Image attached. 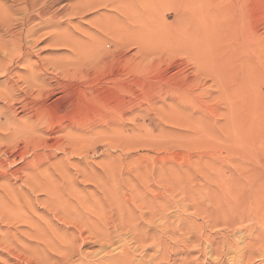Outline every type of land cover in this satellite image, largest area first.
<instances>
[{
    "label": "bare ground",
    "instance_id": "obj_1",
    "mask_svg": "<svg viewBox=\"0 0 264 264\" xmlns=\"http://www.w3.org/2000/svg\"><path fill=\"white\" fill-rule=\"evenodd\" d=\"M59 1L60 0H0V73H4L5 76L10 72L12 73L15 65L20 63V61L25 60L26 57L30 55L29 53H32V50L30 51L33 41L32 38H34L35 34L39 30L38 26L42 23L45 16H48V22L53 27L59 22L58 20L60 15L57 10ZM226 1L227 0L222 1L223 5H225L224 3ZM226 4H228V2H226ZM84 5L87 7V12L98 8L100 9L101 7H109L113 9L112 12L108 10L110 13L105 11L108 13L105 14L110 17L111 22H107L108 24L104 25L113 39V46L116 47V52L114 50V53L108 52L110 55L112 54V59H115L116 57L121 58L125 55L121 58V60L120 58L116 59L121 61V63L123 60L126 63L128 62L129 66L131 65L133 69L136 68L142 72L148 71V65L151 62L153 63L156 61V58L155 61H149V57H151L154 53L160 52L162 57H159V55L157 56L160 60L157 63L158 66L163 64L167 66V69H171L172 67H176L178 69L177 79L174 81L172 80L173 83H169L163 77L165 79V85L161 87L158 86L156 91L150 94V97L147 98V102L150 105L149 107L160 101V104L162 105L159 107V110H157L164 116L163 120L172 122L175 125L186 127L190 130L191 128L194 129L195 126L199 128L198 125L202 127V129L199 128L200 130H205L203 127L204 121L194 114L206 112L208 113L207 117L210 118L213 116L214 108L216 106L210 109L206 102H204V98L212 96L216 89L214 88L212 91L210 88L207 90L202 89L201 86L204 84L202 76L208 77V79L212 80L214 85L220 88V85L224 84V79L231 76L233 72L230 71L227 65L228 63L230 64V59H228L230 62H225L224 60L221 61L222 59L219 61L216 56L217 52L220 50L218 46H221V43H218L221 42L219 41L221 40L220 37L217 41V37L219 36V25L217 24L218 19L221 17L223 18L221 20L228 18L226 17V14H228L229 18L231 17L229 9L226 8L227 6H222L223 10L219 9L220 4L218 0H86L84 1ZM84 5L82 4L81 7ZM81 9L78 11L76 10V12L79 13ZM83 9L79 14L85 12ZM170 17L172 18L171 22L168 21ZM233 23L236 24V22L230 18L229 28H231ZM103 29H101V31H103ZM99 30L97 31L99 32ZM220 31L223 30L220 29ZM225 31L227 32L228 30ZM105 35L106 34H104V37L107 38ZM221 35L222 34L220 33V36ZM228 35L229 34H227V37ZM233 35H235V33ZM229 36L231 37L232 35ZM55 38L58 40L59 37L56 36ZM72 38L67 35H62L60 38L62 40L61 44H65L66 46L73 48L75 51H81L83 46ZM98 38H96V41ZM51 39H54V37L52 38L51 36ZM92 40L95 41L94 38ZM99 40L102 41L103 38L102 40ZM226 41L225 45H227ZM236 42L240 44L241 47H244L245 54L247 56L250 55L248 53V51H250V47L255 46V43L253 46H250L246 38L243 40L238 39ZM262 42H264L263 39ZM262 42L260 41V43ZM91 43L94 44L95 42H90V45L96 48V46ZM97 43L98 44L96 45L98 46L99 42L97 41ZM217 44L219 45L217 46ZM102 46L104 45L102 44ZM262 47H264V45ZM98 48L100 49V47ZM102 48L107 50L104 47ZM130 48L136 50L134 53L129 52L131 57L127 56ZM110 51H112V49ZM93 52L95 51L91 52L92 55ZM97 52V55L101 56L99 63L106 62L108 54L106 53L102 55L99 51ZM177 54H184L183 57H185V55L189 56L188 60L193 63L195 70L187 72V69L185 70V65L189 63V61L186 60V58L178 57ZM94 55L96 56V54ZM132 55H138L139 59L137 60L138 56L137 58H132ZM246 55L245 58H249V56L246 57ZM95 56H92L91 59ZM98 56L96 57L98 58ZM86 60L84 59L83 61ZM247 61H243V63H241L242 66L239 70L245 77L248 74L252 75L249 73L252 65L247 63ZM252 61L254 62L253 59ZM82 64L80 65L82 66ZM232 64H234V62ZM232 64H230V66H232ZM70 65L72 66V63ZM74 65H76V63ZM256 65L253 64V69L256 67L259 70L257 67L258 65ZM263 65L264 64H262V66ZM41 66L43 67V65ZM67 66H69V64ZM262 66L260 65V67ZM30 67L29 76L28 78L25 77L24 81L26 83V88L24 87L21 89V87H17L21 89L20 91L17 89L19 93H9L8 91L9 95L4 93L5 96H3L2 92V95L0 94L1 98L3 96L7 99L3 98L7 103H4V106L2 107L0 106V180H3L2 183H5V185L11 184L12 186L20 182L19 186L22 189L21 190L16 185L19 188L20 193H16V189H12L10 191H7L8 189H4L3 194H0V225H2V227H6V230H4V232L0 235L2 239L0 240L2 243L0 245H6L4 248H8L7 250L13 255V257L18 259L19 264H22V262L25 264H161L162 262L170 263L172 259L173 263L180 261L179 264H257V262H259L258 264H264V90L262 96H260L261 99H258L259 96L250 97V106L253 103L254 105L251 106L250 115L248 114V117H245L247 119L245 120V118H242L245 120L243 123L244 130L246 131L245 142L242 144L244 145L246 153L244 154L248 159L245 174L246 181L243 180L244 182H240V179L238 181L234 180L231 183H227L228 186L225 185V190L222 187L223 184H218L219 188L213 189L214 186L201 185L202 187H200L197 183L190 182L192 181L191 179L188 180L189 182H185L177 175L176 176L179 178L178 180H170L166 172H163L162 170V179L164 181L159 182L156 186H154V184H149L145 186V188H141L142 192L139 187H143V184H139V181L136 183V178L134 179L135 183H133V180H131L132 175L130 176V179L127 178L126 181H128V179L131 180V186L129 184L127 185L132 188L133 193L131 192L132 194H130V197L125 198V194L123 195L122 193L123 190H121L120 186H118V165L116 163V159L114 158L110 163H102L100 171L97 169L94 170V168L91 171L86 165L88 161L86 162V167L80 174L85 181L87 178L95 179V191L93 192L100 196L96 197L95 194L92 193V197H87V195L79 196L77 194V196L68 194L70 191L67 192L65 183L61 181L58 176L60 175L62 179H65L66 174H69L68 164H74L71 157L73 153L81 155L86 153V142L90 139L88 138L87 141L83 138L89 131L94 132V128L97 126H93V129L89 127L91 124L86 126V117H79L75 123H67L68 125L66 126L63 125L65 123L54 118L57 110L64 111L68 105H72V101L61 105L58 103L59 99L56 100L57 104L45 103L42 96L45 94L50 95V92L54 91V88H44V84L42 83L43 81L41 82L39 80L42 77H38V71L35 69L36 67ZM238 67L240 66L238 65ZM64 69L65 65L63 70ZM167 69H165V72ZM64 71V73L62 72V74H60L63 75L62 78L67 77L69 81L73 80V82L77 81V76H82L84 73H80L82 70L79 72H70L72 69H70V71ZM254 72H256V70ZM140 73L138 72V74ZM117 76H119V74H114L107 82L113 84L112 89L115 91V94H118L117 98L120 100L121 96H119V91L128 90L127 86L129 83L127 82V85V83L124 82L125 80L123 81ZM260 76H262L259 78L261 80L258 81L263 84L264 88V70ZM54 77L50 76V79L55 80ZM60 78L61 77L56 79L58 86L65 88L67 84L60 82ZM157 78H160V76ZM236 81L238 80H235L234 82L236 83ZM206 82H208V80ZM11 84L12 83L7 85L11 88L15 87ZM237 85L239 86V84ZM223 89L224 88H222V90L219 89V91H221V93H219V97L224 100L223 103L228 104L229 102L232 110L228 109L227 113H231L230 115H233L235 109V99L237 98L236 101H238L239 104V102H241L240 95L242 92L237 94L236 91H239V89L231 90L230 88H225L224 91ZM35 91H37V93H35L36 95H34ZM73 91L74 90L71 89L70 92ZM257 91L259 92L258 89ZM245 92L242 94V98ZM235 93L237 94L236 98ZM248 93H250V91ZM249 95H244V97ZM19 99H22L20 101L23 103L25 110H29V115L26 119H19L16 116L17 114H13L16 113L13 111V102L15 101L16 103ZM99 100H101V97L97 94V101ZM246 101L247 100L244 98L243 104ZM215 102L217 103V101ZM129 107L132 106L130 105ZM145 108L147 107H144V109ZM132 109L133 108H131V110ZM114 110L115 112H113L110 117V120L113 123L108 121L113 125L114 123H117L116 120L118 118L121 116L123 117L124 114L131 111L126 108L125 113H123V109L121 108L120 110ZM152 110H155V108L153 107ZM235 112L238 113L239 110L236 111L235 109ZM156 114L157 111L155 115ZM241 115L243 116L242 113ZM2 118L5 120V122H3L5 124H1ZM237 118L238 117H236L234 121H236ZM98 119H100V117ZM195 119H197L198 122ZM244 120H240V122ZM93 122L90 123L94 125ZM84 126H86L87 129H82ZM112 129V131H114V128ZM59 131L65 132L66 138H62L63 136L55 138V133ZM76 131H80V134H73ZM209 133L211 132L209 131ZM237 133L238 132H236V134ZM210 135L212 137V134ZM228 135L230 136L231 134ZM201 138L203 139V137ZM99 141L100 140L98 139L97 142ZM150 142L153 143L152 145L160 144V142L154 140H151ZM116 143L117 142L115 141L113 142L115 147ZM57 149L63 150V152H68L70 156H68L66 160H72L73 162L65 163L61 160L60 163H57L55 161L57 158ZM17 158L20 160L18 163L20 165L15 164ZM139 158L140 157H138V159ZM161 160H163V158ZM166 161H168L167 158ZM162 165L163 163H161V166ZM214 169L215 168L213 167V170ZM151 172L155 175L154 170H150V173ZM76 173L79 174V172ZM137 173H139V171ZM141 174H143L142 171ZM128 175H130V173H128ZM154 175L152 177H154ZM136 176L139 178L138 180L141 181L142 176ZM147 178L145 179L147 180ZM159 179L156 178V180ZM146 183L148 184V182ZM153 186L154 188H152ZM206 188L209 189V192L211 191L210 196L207 198L199 197V199L196 195L204 191ZM153 189H156V191H153ZM40 194H44L46 196L41 203L44 210H41L40 212L43 214L40 212L38 213V209L40 207L36 208L35 205H33L34 201L26 200L29 196H32L34 200H40L38 199ZM79 194L81 193L79 192ZM22 197H24L25 200H22ZM190 209L193 210V212H191L193 214L192 216H189L191 213L188 215V210ZM60 220L61 224L63 223L62 221H64L72 226H63L64 228L62 229V226H60L58 222ZM57 225L59 226L57 227ZM22 226H26V228H28L26 231V235H28V237L26 239H22L18 235L19 232L22 233L21 230L23 229L19 230ZM219 226H225L224 230H230L232 233L231 236L228 231L224 233H220L221 231H218L215 234L212 230H218ZM13 229H15V232H13ZM126 233L130 234L129 240L132 242L131 244L126 242L128 241L124 236ZM212 233L217 235V237H214L213 239ZM236 234L238 236L237 238L242 240L241 242H235ZM232 237H235L234 240ZM216 242L218 244L217 246H215ZM204 243H206V245H204ZM225 245L231 248L235 247V250L231 257L224 259L221 248H225ZM86 246H97L98 248L90 252H85L83 247ZM140 249L141 256L140 259L136 260V262V251ZM16 250L20 254L15 255ZM150 251H153V253H148ZM4 252L7 253L6 251ZM214 255H218L219 257L212 259Z\"/></svg>",
    "mask_w": 264,
    "mask_h": 264
},
{
    "label": "rangeland",
    "instance_id": "obj_2",
    "mask_svg": "<svg viewBox=\"0 0 264 264\" xmlns=\"http://www.w3.org/2000/svg\"><path fill=\"white\" fill-rule=\"evenodd\" d=\"M84 1H86V0H82V1L81 0H60L59 4L57 5L58 6L57 7L58 14L60 15L59 20H58L59 22L56 23V25L53 27L48 22L49 21V19L47 18L48 16H45L43 18L42 23L38 26L39 30L35 34L34 38H32L33 41H32L31 48H30V51L32 50L31 51L32 53H29L30 55H28L25 60H22V61H20V63L15 65V67L12 70L13 74L10 72L9 74H6V76H5L4 73H0V94L2 95V93H3V96H5L4 93H7V95H9L8 91H9V93H15V92L19 93V91L22 88H24V87L26 88V83L24 81H25V77L28 78V76H29V73H30L29 69H31L30 66L36 67L39 65L35 69H36V71H38L37 72L38 77L39 76L42 77L39 80L41 82L43 81L42 83L44 84L43 85L44 88H46V89L47 88L48 89L54 88V91L50 92V95L45 94L42 96V99L45 100L44 102L48 103V104H51V103L57 104L56 100L59 99L58 103H60V105H61L63 103L67 104L68 102L72 101V105H68L64 111L57 110V113H56V115H54V118H56L57 120L59 119V121L65 123L63 125L66 126L70 123H73V122L75 123V121H77L79 117H86L85 118L87 121L86 126L91 124V125H89V127H91L92 129L94 128L93 126H95V127L97 126L96 128H94L95 129L94 132L89 131L85 135V137L83 138V139H86L87 141H88V138L90 139L88 142H86V147H85L86 153H84L83 155L78 154V153H73L74 155L73 154L71 155L74 162L72 160H66L67 157L70 156L68 152H63V150H58V149H57L58 151L56 150L57 151V158L55 159V161L57 163H60L61 160H63L65 163H69V162L74 163V164H68L69 174L68 173L66 174L65 179H62L60 177V175L58 176V178L61 179V181H63L65 183L66 188H67V192L68 191L71 192V193L68 192V194H71V195H77L78 194L79 196L87 195V197H92V195L95 194L93 192V191H95L94 190L95 179L87 178L85 181L80 174V173H82L83 169L86 167L85 166L86 162L88 161V163L86 165H87V168H90L91 171L93 168H94V170L97 169L98 171H100L102 163H106V162L110 163L113 161L114 158L116 159V163L118 165V169H117L118 186H120L121 190H123L122 193H123V195L125 194L124 195L125 198L130 197V194L133 193L132 188L130 187L132 184L131 180H133V183H135V182L138 183V181H139V184H141V185L143 184V187H141V186L139 187L141 192H142V189L145 188V186H147L149 184H154V186H156V185H158L159 182L164 181L162 179L163 178L162 172H161L162 170H163V172H166V174L170 180H175V179L178 180L179 178H181L186 182L189 179H191L192 181H190V182L197 183L198 185H200V187H202L201 185L214 186L213 189H218L219 188L218 184H223L222 187L225 190V187H226L225 185H227V183H231L234 180L238 181L239 179H240L239 180L240 182L246 181V175L245 174H246V167H247L246 164L248 163V159L245 155L246 153H245V149H244V145H243L245 142V132H246L244 130V123L243 122H245V120L247 119L245 117H248V114L250 115L251 106L254 105V103L252 102L253 104L250 106V104H251L249 102L250 97H252V96L253 97L259 96L260 97V96H262V93L264 90L263 84L259 82L261 80L259 78L262 77V76H260V74L262 75V72L264 70V65L262 66V64H264V51H263L264 47H262L264 45V42H262V39L264 41V0H227L226 2H228V4H226V2L224 3L227 6L226 8L229 9V12L231 14L230 18L233 19L236 22V24L233 23L231 25V28H229L230 27L229 26L230 18L228 16V14H226L227 15L226 17H228V18H226L227 20L226 19H224L225 21L221 20V19H223L222 17L220 19H218L217 24L219 26L218 25L217 26L219 28L218 29L219 36L217 37V41H218V38L220 37L221 40H219V41H221V42H218V43H221V46L219 44H217V46L219 45L218 47L220 49L219 50L217 47V49L219 50L217 52V54L219 55L222 52L223 53L221 55H219V58H218L217 54H216V56H217V60H219V61L221 59H222L221 61L224 60L225 62L231 61L230 64H232L234 62V64H232V66H230L229 63L227 64L230 71L231 72L233 71V72H232L231 76L226 77L224 79V84L220 85V88H218L216 85H214L211 79H208V77L202 76L203 83H204L201 86L202 89L207 90L208 88H210L211 91L214 88L216 89V91L213 93L212 96H209V97L207 96V98H204L205 99L204 102H206V104L209 106L210 109L214 108L216 106L215 107L216 109L214 108L213 116L210 118L207 117L208 113H206V112L194 114V115H197L198 118H201V120L204 121L203 127L205 130H200L199 128L202 129V127H200L199 125H198L199 128H197V126H195L194 129L191 128V130H190V129H187L186 127L175 125L172 122H167L166 120H163L164 116L160 114L161 113L160 111H158L159 107H161V105H162V104H160V101L155 103L151 107H149L150 105L147 102V98L150 97V94H152V92L156 91L158 86H160V87L164 86L165 85V83H164L165 79L169 83H173V81L175 79H177L178 69L176 67H172L171 69H167V66H165L163 64L158 66L157 63L160 60H159V58H157V56L159 55V57L160 56L162 57V54L160 52H157V53H154L151 55V57L154 59L149 57V59H148L149 61H155V58H156V61L153 63L151 62L148 65L149 66L147 69L148 71H142V72L137 70L136 68L133 69L132 66L130 65L131 66L130 67L128 62L126 63L124 60L121 63V61L117 60L120 57L119 58L116 57L117 59L116 58L112 59L113 58V57H111L112 54L110 55V53H108V52L114 53L116 47L113 46L114 45V43L112 42L113 39L109 35L107 28H105L104 25L111 22L110 17L106 16V14L110 13L109 11L112 12L113 9H111L109 7H101L103 9L98 8L96 10H92L90 12H87V7L84 5ZM222 1H224V0H218V2L220 4L219 9L223 10L222 6L225 7V5H223ZM82 4L85 7L84 6L81 7ZM81 8L82 9L84 8L83 10H85V12H82L81 14H79L82 11ZM79 9H81V11H79V13L76 12V10L78 11ZM105 11L108 13H106ZM220 12H222V11H220ZM61 17H63V18H61ZM168 21L171 22L172 18L170 17L168 19ZM219 21L221 24L219 23ZM234 24H235V28H234ZM96 26H99V27H96ZM224 26H226V27H224ZM101 29H103V31H101ZM220 29L223 31H220ZM97 30H99V32ZM104 30L106 31V33ZM225 30H228V31L226 32ZM220 33L224 37L222 35L220 36ZM231 33H233V34L235 33V35H233ZM104 34H106L105 36H107V38L104 37ZM217 34H218V32H217ZM227 34L232 35V36L230 37L228 35V37H227ZM62 35L70 36V38L73 37L72 39L76 40V42H78L81 46H83V49L81 51H75L73 48L66 46L65 44H61L62 40L60 38ZM257 35H258V37H257ZM259 35H260V37H259ZM51 36H52V38L54 37V39H51ZM56 36L59 37L58 40H57V38H55ZM93 38L95 39V41L92 40ZM96 38H98L97 41L99 42L100 46L96 45V44H98L96 41ZM102 38H103V40H102ZM244 38H246V40L249 42L250 46L251 45L253 46V44L255 43L254 44L255 46H253V47L249 46L251 53H250V51L247 50L248 53L250 54V55H248L250 59L245 58L246 54H245L244 47H241L240 44H238L236 42L238 39L243 40ZM99 39H101L102 41H100ZM229 39H230V41H229ZM104 40H106V41H104ZM258 40H260L262 43H260V41H258ZM58 41H60V42H58ZM225 41H226L227 45H225ZM56 42H58V43H56ZM90 42H95L94 44L93 43H91V44L95 45L96 48H94L92 45H90ZM33 43H34V45H33ZM258 43H260V44H258ZM57 44H59V45H57ZM102 44L104 46H102ZM107 46H109L110 48ZM87 47H88V49H87ZM98 47H100V49ZM102 47L106 48L108 51L103 49ZM71 49L74 51V54H73V51ZM111 49H112V51H110ZM256 49H258V50H256ZM102 50H104V51H102ZM259 50H260V52H259ZM88 51H89V53H88ZM92 51H95L96 53L93 52V55H92V53H91ZM97 51H99V53H101L102 55L106 54V53L108 54L106 62L99 63L101 56L97 55V53H98ZM254 51H256V52H254ZM129 52L134 53V52H136V50L132 49V48H130L128 50L127 56L131 57L130 56L131 54ZM76 53H78V54H76ZM94 54H96V56H98V58ZM251 54H254V55H251ZM261 54H262V56H261ZM183 55L180 54V55H178V57H183ZM227 55H228V57H227ZM232 55H233V57H232ZM81 56L85 60L87 58V60L83 61L84 59ZM92 56H95V57H93V59H91ZM104 56H106V55H104ZM124 56H122V57H124ZM132 56H133L132 58H135V57L137 58L138 55L137 56L132 55ZM248 56L246 55V57H248ZM73 58L74 59L77 58L79 61L77 59L74 60ZM96 58H97V60H96ZM121 58H120V60H121ZM183 58H186V60H188L189 56L185 55V57H183ZM256 58L259 59L260 61L257 60ZM138 59H139V56H138L137 60ZM228 59H230V61H228ZM252 59L254 60V62L252 61ZM111 60H113V61H111ZM236 60H237V62H236ZM81 61L83 62V64ZM243 61H247V63L252 65L250 67V71H249V73L252 75L248 74L245 77L241 73V71H239L241 66H242L241 63H243ZM116 62L117 63L120 62V63L117 64ZM71 63H72V66H74V67H72L70 65ZM73 63L74 64L76 63V65H78V66L74 65ZM79 63L82 64L83 67ZM68 64H69V66H67ZM235 64L237 65V67ZM253 64L254 65L257 64L258 66L257 65L256 66L261 71H259L256 67H255L256 69L255 68L253 69ZM259 64L262 67H260ZM41 65H43V67ZM64 65H65L64 70L70 71V69H72V71H70V72H79L82 70L80 73H82V72H84V73L82 74V76L79 75L80 77L77 76L78 78L75 77L77 81L73 82V80H71L73 82L72 83L71 81H69L67 79V77L62 78L63 75H60V74H62V72L63 73L65 72L63 70ZM84 65H85V67H84ZM238 65L240 67H238ZM97 67H99V68H97ZM165 69H167L166 72H165ZM186 69H187V72H191V71L195 70V67H194L193 63L189 61V63H187L185 65V70ZM253 70L254 71L256 70V72H254ZM137 71L139 73L140 72L141 73L138 74ZM237 72H238V74H237ZM162 73H163V76H162ZM258 73H259V75H258ZM89 74H91V75H89ZM114 74H116V75L119 74V76H117V77H120L123 81L125 80L124 81L125 83H127V82L129 83V85L127 83L128 90L124 89L125 91H122V90L119 91L120 92L119 96H121L120 100L117 98L118 94H115V91L112 89L113 84L107 82L111 79V76H113ZM164 74H166V75H164ZM45 75H47V76H45ZM50 76L51 77L55 76L54 77L55 80H51ZM121 76H123V77H121ZM159 76H160V78H157ZM248 76H250V77H248ZM59 77H61L59 80L60 82L67 84L65 88L58 86V82L56 81V79ZM230 77L231 78L233 77V78L231 79ZM9 78H10V80H9ZM91 78H92V80H91ZM245 78H248L249 80L245 79ZM42 79H44L45 81ZM138 79H140V80H138ZM206 79L208 80V82H206L207 81ZM234 79L238 80L239 82L236 81V83H235ZM232 80H233L234 84L232 83ZM15 81L17 82V85H16ZM51 81H53V82H51ZM243 81H244V83H243ZM82 82L85 84H83ZM226 82H227V84H226ZM10 83H12L11 85L15 86L16 88L15 87H12V88L9 87L8 85ZM247 83H250L252 85L247 84ZM237 84H239V86ZM129 86H130V88H129ZM17 87H19V88L21 87V89H19ZM222 88H224V89L230 88L231 90L239 89V91L237 90L238 92L235 90L237 94L238 93L240 94V92H242L240 95L241 96V98H240L241 102H239V104H238V101H236L237 94L235 93L236 94L235 95V98H236L235 99V109H236V111L239 110V112L238 113L235 112V109H234L233 115L236 113L234 116L230 115L231 113H227L228 109L232 110L231 109L232 107H231V105H229V102H228V104L223 103L224 100L219 97V93H221V91H219V89L222 90ZM256 88L259 90V92L257 91ZM14 89L15 90L18 89L19 91L18 90L15 91ZM71 89H73L74 91L70 92ZM224 89H223V91H224ZM3 90H5V91H3ZM249 91L251 94L248 93ZM244 92H245V94H244L245 96L247 94L248 95L250 94V95L247 97H244V95H243V98H242V94ZM35 93H37V91L34 92V95H36ZM71 94H73V95L70 96ZM97 94H99V96L101 97V100H99V101H97ZM1 95H0V106L2 107V106H4V103H7L6 102L7 99L3 96L1 98ZM19 97H21V96H19ZM19 97H16V98H19ZM259 97H258V99H261V97L260 98ZM3 98H5L6 100ZM244 98H245V100H247L244 103L245 106L243 104ZM20 100H22V99H19L18 101H16V103H15V101L13 102V109H14L13 111L16 112L13 114L14 115L17 114L16 116L19 119H23V118L26 119V117L29 115V113H28L29 110L28 111L25 110V108L23 107V103ZM215 101H217V103ZM218 103H221L223 105L218 104ZM240 104H241V106H240ZM246 104H247V107H246ZM130 105L132 107H129ZM144 107H147V108L144 109ZM153 107L157 111L156 115H155L156 111L152 110ZM120 108L123 109V113H125V108L128 110H131V108H133L132 110H134V111H132V110L129 111L128 113L124 114L123 117L120 115L121 117L119 116L120 118H118L116 120L117 123H114V125H113L112 124L113 122L110 120V117L112 116L113 112H115L114 109L120 110ZM90 109H92V110H90ZM147 109H149V110H147ZM54 110H55V108H54ZM62 110H63V107H62ZM230 110H229V112H230ZM148 111L149 112L151 111V112L149 113ZM246 111H248V112H246ZM81 112H84V113H81ZM222 113L225 115H223ZM241 113L243 114L244 117L241 115ZM198 114H200V115H198ZM83 115H86V116H83ZM99 117H100V119H98ZM234 117L235 118L238 117L236 120L238 122L234 121L235 120ZM242 118H245V120ZM195 120L198 122L197 119H195ZM240 120H244V121L240 122ZM1 121H2L1 124H5V123H3V122H5V120L3 118L1 119ZM108 121H110L112 123H109ZM90 122H93L94 125H92V123H90ZM100 122H101V125H100ZM108 123H109V125H108ZM234 123H235V125H234ZM201 124H202V122H201ZM242 124H243V126H242ZM102 125H104V126H102ZM217 125H219V126H217ZM86 126L82 127V129H85V128L87 129ZM112 128H114V131H112L113 130ZM69 129H71V128H69ZM80 131H76L75 133H73V132L72 133L73 134H80ZM209 131L211 133H209ZM77 132H79V133H77ZM98 132H99V135H98ZM106 132L107 133L109 132V133L107 134ZM236 132H238V133L236 134ZM82 134H85V133H82ZM210 134H212V137ZM228 134H231V135L229 136ZM65 135H66L65 132L59 131V132L55 133L54 137L57 138V137L63 136L62 138H66ZM201 137H203V139ZM219 137H221V138H219ZM78 138H80V137H78ZM92 138H93V141H92ZM147 138H148V141H147ZM98 139L100 140L99 142H97ZM95 140H96V142H95ZM151 140L160 142V144L152 145L153 143L150 142ZM114 141L117 142L116 147H115V144H113ZM127 141H129L131 143H129ZM112 144L114 147L112 146ZM161 145H162V147H161ZM87 147H88V155H87ZM112 147H113V149H112ZM147 147H149V148H147ZM161 148H164V149H161ZM193 148L194 149L196 148V149L194 150ZM242 148H243V150H242ZM112 156H113V158H112ZM244 156H245V158H244ZM138 157H140V158L138 159ZM164 157H166L168 161H166V158H164ZM63 158H65V159H63ZM162 158L164 161L161 160ZM19 161H20L19 158H17L15 164H18ZM166 162L168 163V165ZM159 163H160V165H159ZM161 163H163L164 166L163 165L161 166ZM130 164H131V166H130ZM200 164H202V165H200ZM18 165H20V164H18ZM75 165H78V166H75ZM204 167H206V168H204ZM213 167L215 168L214 170H213ZM149 169L151 171L154 170L155 175H156V173H157V175L155 176L152 172H151L152 173V175H151ZM140 170L142 171L143 174H141ZM138 171H139V173H137ZM155 171H157V172H155ZM218 171H219V173H218ZM236 171L238 172V174ZM76 172H79L80 175ZM128 173H130V175H128ZM146 173H147L148 178L146 177ZM131 175H132V177H131L132 179L129 180ZM136 175H138V177L142 176L143 181L145 178H147V180L145 179V181L143 182L142 179L140 178L141 179V181H140V180H138L139 178H137ZM153 175H154V177H152ZM176 175L179 176V178ZM71 177H72V180H71ZM198 177H200V178H198ZM127 178H129L128 181H126ZM156 178L157 179L160 178V179L156 180ZM67 179H68V181H67ZM134 179L137 181L134 182ZM193 179H194V181H193ZM216 179H218V180H216ZM2 181L3 180H0V182H1L0 183V194H3L4 189H8L7 191H10L12 189L13 190L16 189V193H20V190H19V188L21 189V187L19 186L20 182L16 184L19 187L18 188L16 185H14V186H12L11 184L5 185V183H2ZM146 182H148V184ZM127 184H129L130 186ZM3 186H5V187H3ZM6 186H8V187H6ZM127 186H129V187H127ZM154 186L152 188H154ZM1 187H2V189H1ZM153 191H156V189L155 190L153 189ZM221 191H222V189H221ZM79 192L81 194H79ZM205 192H206V194H205ZM208 193H209V195H208ZM210 193H211V191L209 192V189L206 188L204 191H202L201 193H199L196 196L198 198L199 197L200 198L201 197L207 198L210 196ZM37 194H35V195H37ZM148 194H149V192H148ZM21 195H22V193H21ZM95 196L100 197L98 194H95ZM45 197L46 196L44 194H40V196L38 198L40 200H34L32 198V196L27 197L26 200L34 201L33 205H35L36 208L40 207L39 208L40 210L38 209V213H39L41 210H44L42 208L43 205L41 203L43 202ZM41 199H42V201H41ZM22 200H25L24 197H22ZM38 202H40V203H38ZM191 210L192 209L188 210V215H189V213L193 212V210L192 211ZM40 213L43 214L42 212H40ZM138 213H139V211H138ZM192 215L193 214L191 213V215H189V216H192ZM58 222H59V225L62 226V229L66 226H72L71 224H67L64 221H62L63 223L61 224V220ZM59 225H57V227ZM21 229H23V230H21ZM224 229H225V226H219L218 230L214 229L212 231H214L215 234L218 231L219 232L221 231L220 233H224V232L228 231V229H226V230H224ZM4 230H6V227L5 226L2 227V225H0V235H1V233L4 232ZM19 230H21L23 233L22 234L21 232H19L18 233L19 237H21L22 239H26L28 237V235H26V231L28 230V228H26V226H22L19 228ZM13 232H15V229H13ZM60 232H62V231H60ZM228 232H230V230ZM214 233H212L213 239H214V237H217V235H215ZM127 234H129V233H126L124 235L126 240H128L126 242L131 244L132 242L129 240L130 234L129 235H127ZM229 234L231 236L232 233L230 232ZM235 237H232L233 240L235 238V242L236 241H239V242L242 241V240H239V238H237L238 237L237 234ZM216 239H218V238H216ZM0 240H2L1 236H0ZM0 244H2V243L0 242ZM204 245H206V243H204ZM217 245L218 244L216 242L215 246H217ZM2 246L3 245H0V260H1L0 264H19L18 259L13 257V255L7 250L8 248L7 249L4 248V247H6V245H4L3 247ZM97 248H98L97 246H94V247L93 246H91V247L86 246V247H83V250L85 252H90V251L95 250ZM221 249H222L221 250L222 254L224 255V256L223 255L222 256L225 259V258L231 257V255L233 254V252L235 250V247L231 248V247L225 245V248H221ZM223 249H225V250H223ZM207 250H209V249H207ZM4 251H6L7 253H5ZM17 252L18 251L16 250L15 255L20 254L19 252L18 253ZM113 253H115V252H113ZM148 253H153V251H150ZM140 256H141V249L136 251L135 261L137 259H140ZM213 257H212V259H216L219 256L214 255ZM179 263H180V261L173 263V259H172L170 263L162 262L161 264H179ZM258 263L259 262H257V264ZM22 264H25V263L22 262ZM155 264H158V263H155Z\"/></svg>",
    "mask_w": 264,
    "mask_h": 264
}]
</instances>
